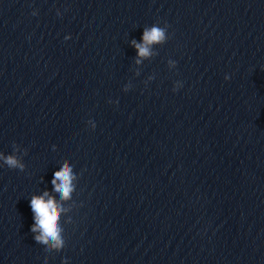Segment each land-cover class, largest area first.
Listing matches in <instances>:
<instances>
[{"label":"clouds","instance_id":"obj_1","mask_svg":"<svg viewBox=\"0 0 264 264\" xmlns=\"http://www.w3.org/2000/svg\"><path fill=\"white\" fill-rule=\"evenodd\" d=\"M37 13L34 11L33 15ZM59 15V12H58ZM169 25L165 23L160 26L159 23H154L151 26L143 28L141 40H131V46L136 49L135 65H142L145 60H150L158 53L154 46L163 45L170 38L168 34ZM66 36L65 39H70ZM176 61L169 60V69L176 67ZM135 75H140V69H137ZM154 79L150 76L148 80ZM230 79L228 75L225 80ZM147 83V81L145 82ZM182 86L181 82L177 81L173 91H177ZM132 87L131 82L124 86V91L127 92ZM92 128H95V122L89 121ZM12 153L5 154L0 152V162L2 166H7L9 169H18L23 172L26 165L23 162V157L27 155V149L13 142ZM56 146L53 145L55 151ZM75 165L70 160H64L59 170L55 171L51 179V191L45 190L42 194H33L30 198V208L33 212L34 223L30 230L34 234L36 243L44 246L47 253L60 252L67 245V234L65 225L72 222L69 215L73 211L75 201L73 199L78 186L79 173L75 170ZM62 217L64 222L62 224ZM47 264V257L45 258ZM64 264H67L65 258Z\"/></svg>","mask_w":264,"mask_h":264}]
</instances>
